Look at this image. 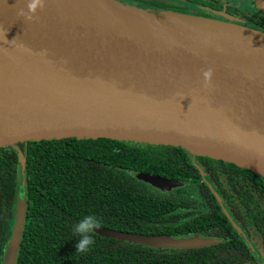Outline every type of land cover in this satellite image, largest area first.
I'll list each match as a JSON object with an SVG mask.
<instances>
[{
    "label": "water",
    "instance_id": "95a60500",
    "mask_svg": "<svg viewBox=\"0 0 264 264\" xmlns=\"http://www.w3.org/2000/svg\"><path fill=\"white\" fill-rule=\"evenodd\" d=\"M250 1L264 16V0ZM27 3L0 0V148L70 139L141 143L264 177L263 32L114 0H45L39 19L29 21L18 15ZM17 157L22 185L25 159ZM136 179L162 191L182 185L147 173ZM25 206L18 201L1 264L16 262ZM95 233L155 249L218 241Z\"/></svg>",
    "mask_w": 264,
    "mask_h": 264
},
{
    "label": "trees",
    "instance_id": "16d2710c",
    "mask_svg": "<svg viewBox=\"0 0 264 264\" xmlns=\"http://www.w3.org/2000/svg\"><path fill=\"white\" fill-rule=\"evenodd\" d=\"M134 1L182 11L162 0ZM18 152L25 159L23 186ZM204 159L203 180L189 154L177 147L70 139L0 148V264L20 191L28 206L15 264H258L243 237L264 264V177ZM138 173L191 184L197 198L153 193L134 177ZM90 214L102 220L100 228L218 241L155 249L95 233L92 250L77 253L73 229Z\"/></svg>",
    "mask_w": 264,
    "mask_h": 264
},
{
    "label": "flooded vegetation",
    "instance_id": "af4514ba",
    "mask_svg": "<svg viewBox=\"0 0 264 264\" xmlns=\"http://www.w3.org/2000/svg\"><path fill=\"white\" fill-rule=\"evenodd\" d=\"M162 1L164 3H168V4L175 3L178 5L179 9H182V11H179V10H163L162 9L163 11L174 12V13L182 14V15L196 16V17L211 19V20H215V21L228 22V23L240 25L243 27L251 28L254 30L258 29V31H261L264 33V16L261 14V12L259 10H257V8L254 6V4L250 0H243V1H245V4L241 3L240 0H199V1H197V0H162ZM127 4H136L139 7L158 10L156 7L145 6V5H142V4H140L134 0H128ZM224 16H231L234 18V20L230 21V20L226 19V17H224ZM189 158H190L191 162L195 165V167L198 169L202 179L204 180L206 174L203 171V166H206V164H203V163H205L207 161L206 159H204L207 157H199V156H193V155L189 154ZM208 159L214 160L211 158H208ZM215 161H218V160H215ZM221 162H223V161H221ZM227 164H229V163H227ZM238 169H241V168H238ZM242 170H244V169H242ZM233 172H236V170H234ZM155 176H157V175H155ZM257 176H259V175H257ZM134 177L136 178V174L134 175ZM175 181H177V180H175ZM140 182H142V181H140ZM18 183H19V181H18ZM180 183L182 184L180 187L172 188L168 191H162V190H159L158 188L152 187L149 184H146V183H144V184L148 187V190L153 192V193L159 192V193H163V194H165V193L166 194H173L174 191H176L177 189L181 190V189H183V186L188 184V183L184 184L182 182H180ZM20 186H23V184ZM19 200H24L26 202V206H25L26 213L24 214V219H23V228H24V222H25V217L27 214L28 204H27V201L25 199V195L20 191L17 194L14 210H12V213L10 214V217L8 219V228L9 229L6 230L7 234H8V239L10 238V236L12 234V230H13V227H14V224L16 221L17 204H18ZM23 228H22V230H23ZM21 234H22V232H21Z\"/></svg>",
    "mask_w": 264,
    "mask_h": 264
},
{
    "label": "clouds",
    "instance_id": "9594fccd",
    "mask_svg": "<svg viewBox=\"0 0 264 264\" xmlns=\"http://www.w3.org/2000/svg\"><path fill=\"white\" fill-rule=\"evenodd\" d=\"M45 6V0H28L27 11L21 9L18 13L19 16L26 18L29 21L37 20L39 17L36 15L39 9ZM205 78V87H208L212 80L213 69L209 67L203 72ZM102 226V220L95 214L85 215L74 226V232L79 236L75 244L77 253L87 254L92 250L95 245V229Z\"/></svg>",
    "mask_w": 264,
    "mask_h": 264
},
{
    "label": "rangeland",
    "instance_id": "374dc122",
    "mask_svg": "<svg viewBox=\"0 0 264 264\" xmlns=\"http://www.w3.org/2000/svg\"><path fill=\"white\" fill-rule=\"evenodd\" d=\"M114 1H117L122 5H127L128 7H133L135 9H144L143 7H139L136 4H127L128 0H114ZM240 1H241V3L245 4V1H243V0H240ZM218 22H221V21H218ZM173 193H174V195H176L178 197H183L185 199L193 200V199L197 198L195 187L191 184H187V185L183 186V189L178 190V191L176 190Z\"/></svg>",
    "mask_w": 264,
    "mask_h": 264
},
{
    "label": "bare ground",
    "instance_id": "6f19581e",
    "mask_svg": "<svg viewBox=\"0 0 264 264\" xmlns=\"http://www.w3.org/2000/svg\"><path fill=\"white\" fill-rule=\"evenodd\" d=\"M171 21H177V20H171ZM184 22H187V21H184ZM189 25L195 26L194 23H189Z\"/></svg>",
    "mask_w": 264,
    "mask_h": 264
}]
</instances>
